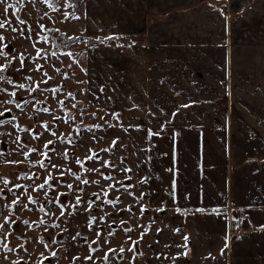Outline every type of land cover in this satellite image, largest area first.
Masks as SVG:
<instances>
[{"label":"crops","instance_id":"obj_1","mask_svg":"<svg viewBox=\"0 0 264 264\" xmlns=\"http://www.w3.org/2000/svg\"><path fill=\"white\" fill-rule=\"evenodd\" d=\"M90 1L91 42L123 41L88 47L89 83L143 126L147 203L164 209L148 264H264V12L236 14L243 0ZM217 52L224 96L208 119Z\"/></svg>","mask_w":264,"mask_h":264},{"label":"rangeland","instance_id":"obj_2","mask_svg":"<svg viewBox=\"0 0 264 264\" xmlns=\"http://www.w3.org/2000/svg\"><path fill=\"white\" fill-rule=\"evenodd\" d=\"M243 1L248 3L242 5L241 11L236 14L253 7L264 12V0ZM87 2L94 1L0 0V23L4 25L0 28V36L5 38L0 41V51L6 54L0 56V66L8 65L3 75L11 77L13 81L12 84L0 82V89H7L6 93L0 92V100L14 99L23 105L21 110L14 104H0V112L3 113L0 119L10 121L0 124V188H4V192L0 193V213L16 221L13 225H5L10 235L0 243V264H148L146 252L149 245L152 247L154 244L150 242L152 231L167 226L165 221L160 220L159 212L147 203L144 169L141 166L144 165L143 126H129L131 111L101 95L89 83L85 69L89 64L86 51L88 47L106 41L100 37L101 40L93 39L91 42L92 38L85 33L87 26L88 30H93L89 27V21L87 26L84 24ZM21 20L25 23L21 24ZM13 28L17 31H13ZM29 28L35 29L30 38ZM122 34H116L114 38L122 40ZM114 38L108 40L110 45H117ZM119 45H124V42ZM37 51L41 52V57H37ZM112 55L110 52L104 56ZM215 55L222 60L217 63L211 61L210 66L213 64L216 67L206 71L211 81L210 84L206 80V105L211 107L206 108L208 119L217 113L213 107L217 104L218 95L220 101L224 96L220 84L224 55L218 52ZM21 56L25 58L23 67ZM8 60L12 63L8 64ZM37 65L41 66L39 71L36 70ZM105 69L112 73L109 65ZM28 76L33 79H25ZM45 80L47 83H43ZM137 80H134L135 90L143 85L141 79L138 84ZM20 83L26 87L19 89L15 86ZM36 84L46 90L29 92L28 86L35 87ZM13 91L16 92L15 97L10 96ZM25 99L31 103L23 104ZM44 108L49 111L44 112ZM123 120L125 124H122ZM44 124L48 125V130H45ZM21 128L26 130L21 131ZM52 132L56 135L53 136ZM17 138L23 147L17 146ZM49 141L52 143L49 144ZM39 161L44 162L47 170L40 167ZM105 162L108 164L105 165ZM52 165L58 167L53 168ZM86 168L99 169V173L86 172ZM68 169L80 176L81 180L88 179L89 184H82ZM123 169L131 171L125 172ZM49 172L56 178L49 183L58 193H67L59 197L60 203L74 204L76 195L82 197L81 204L65 209L63 216L60 215L59 204L48 203V199L56 194L52 190H47L46 196L45 190L34 192L29 188V194L38 201L31 203L21 195L23 187L14 188V185H39ZM25 174L31 179H24ZM34 174H38L39 179ZM107 176L113 179H105ZM3 181L9 182L6 187ZM67 184H72L73 190L70 191ZM8 188H14L15 196L7 191ZM78 188L83 191H78ZM102 189L108 192L107 197L103 196ZM93 193H99L101 198L97 200ZM142 194L143 199H138ZM16 196H20L21 203L28 207L11 205ZM117 197L119 200L114 205L103 202L105 199L117 200ZM88 201L94 203L91 210L86 212ZM41 205L44 211L40 210ZM141 207L146 209L143 214ZM129 208L131 211L127 210ZM118 209L122 211L118 212ZM46 212L52 215H45ZM93 217L96 219L93 220ZM41 219L46 223L39 224ZM25 220L29 222L28 225L24 224ZM121 220L127 223L122 224ZM53 224L59 227H52ZM127 228L132 231L126 232ZM145 229L147 232L141 239ZM97 232L100 233L99 237ZM110 232L113 234L109 235ZM53 239L56 240L54 245L51 244ZM137 240L136 252L143 255L133 259V252L128 249ZM4 244L8 247H4ZM45 244L50 247H45ZM9 248L13 250L9 251ZM52 251H56L55 257L51 256ZM89 256L92 258L85 259Z\"/></svg>","mask_w":264,"mask_h":264},{"label":"snow or ice","instance_id":"obj_3","mask_svg":"<svg viewBox=\"0 0 264 264\" xmlns=\"http://www.w3.org/2000/svg\"><path fill=\"white\" fill-rule=\"evenodd\" d=\"M6 11H7V9H6ZM23 23H25V22L23 20H21V24H23ZM3 27H4L3 23H0V28H3ZM41 27H43V26L41 25ZM12 30L13 31H17V29H15V28H13ZM32 31H35V29L29 28V37L28 38H30V35H31V32ZM21 32H22V30H21ZM4 39H5L4 37L0 36V41H3ZM53 55H55V54H53ZM0 56H6V54L4 52L0 51ZM37 57H41V52L40 51H37ZM24 59L25 58L23 56L20 57L21 66L22 67H23ZM32 59H35V58H32ZM11 63H12V61L11 60H8V64H11ZM7 66L8 65L0 66V82H6V83H9V84H12L13 83L12 78L3 75V73L5 72ZM40 67H41L40 65H37V69L36 70L39 71L40 70ZM17 71H20V69H17ZM25 79L31 81L33 78L31 76H28V77H25ZM43 83H47V81L45 80V81H43ZM15 86L17 88H19V89H24L26 87L25 84H22V83L17 84ZM28 90H29V92H36V91L43 92L46 89H42V88L39 87V84H36L35 87H31L29 85L28 86ZM51 91L55 92L56 89H51ZM0 92H5L6 93L7 92V89H0ZM69 95H71V94L69 93ZM10 96L15 97L16 96V92L13 91L12 93H10ZM36 102L37 103H40V101H36ZM29 103H31V101H29L27 99H25L23 101V104H29ZM61 103H63V101H61ZM0 104H14L16 108H19V109L23 110V105L20 102L14 100V99H9L8 101L0 100ZM184 106L186 107L187 105H184ZM73 107H75V105H73ZM43 111L44 112H47V111H49V109L48 108H44ZM2 115H3V113L0 112V116H2ZM173 115H175V113ZM13 119H15V117H13ZM9 122L10 121L0 119V124H7ZM44 127H45V130H48V125L47 124H44ZM97 127H99V125H97ZM25 130L26 129L21 128V131H25ZM52 135L55 136L56 133L55 132H52ZM15 143H17V146L18 147H23V145H21L20 142H19V138H17V141H15ZM48 143L50 144V143H52V141H49ZM45 147H47V145H45ZM31 151H35V149H32ZM88 159L91 160L92 157L89 156ZM12 163H20V162H12ZM77 163H80V162L77 161ZM39 164H40V167L41 168H44L45 170H47V166L44 164L43 161H39ZM107 164H108V162H105V165H107ZM52 167L53 168H56L58 166L52 165ZM68 171L71 172V169H68ZM85 171L86 172H93V171H95V172H98L99 173V169L86 168ZM123 171L128 172V171H131V169H123ZM169 171L175 173V169H169ZM71 174L73 176H75L77 180H80L82 184H85V185L89 184V180L88 179L85 178V179L81 180L80 176H78L75 172H71ZM34 175H36V178L39 179V175L38 174H34ZM61 175H63V173H61ZM100 175H103V173H100ZM24 179H31V177H29V176H27V174H25ZM53 179H56V178L52 176L51 172H49L48 175H47V177L44 179V181L42 183H40L39 185H35V186H33V185H27V186H25V185H14V188L23 187L24 188V192L21 195L26 196L27 197V200L29 202H31V203H38V201L37 200H34L33 197H32V195L29 194V188H31V190L34 191V192H39L40 190H45V195L46 196H47V190H52L56 194H54L52 197H50L48 199V203L49 204H53V203L59 204L60 205V208H61L60 215L63 216L65 214V209H67L69 207L75 208L78 205H80L81 202H82V197L79 196V195H76L75 196V203L74 204L72 202L60 203L59 197L60 196L67 195V193H58L57 189L53 186V184L49 183V181H51ZM105 179H113V177L107 176V177H105ZM3 183H4L5 187H6L9 182L8 181H3ZM92 183H97L98 184L99 181H92ZM66 187L70 191L73 190V185L72 184H67ZM109 187H112V186L110 185ZM14 188H8L7 191L8 192H12L13 195L15 196ZM77 190L80 191V192L83 191L82 188H78ZM102 191H103V196L104 197H107L108 196V192L107 191H104L103 189H102ZM175 191H176V180L173 179L172 182H171V192H170V195H173L174 196L175 195ZM3 192H4V188H0V193H3ZM129 194H131V193H129ZM93 195H95L97 197V200H99L101 198L99 193H93ZM138 199H141L142 200L143 199V194ZM118 200H119V197H117V200L105 199L103 202L104 203H107V204H113L114 205ZM93 203H94L93 201H88V205L85 208V211L86 212L91 210V208L93 206ZM17 204H21V206L23 208H27L28 207L27 204H22L21 203L20 196H16V198L11 201V205H17ZM11 205H5V207H10ZM40 210L41 211H44V206L43 205H41ZM127 210L128 211H131L130 208L127 209ZM145 210L146 209L144 207H141V214H143V212ZM176 210L179 211V209H176ZM117 211L119 212V211H122V210L121 209H118ZM156 211H164V209L163 208H158V209H156ZM196 211L203 212L204 209H197ZM212 211L218 212V210H216V209H213ZM45 215H52V214L46 212ZM95 219L96 218L93 217V220H95ZM100 219H103V217H101ZM0 221H2V222H0V243H3V240L7 239V236L10 235L9 228L5 227V225L6 224L7 225H13V224L16 223V221L13 220V219H11L10 216H4L2 213H0ZM45 223L46 222L43 219H41L39 221V224H45ZM121 223L123 224V223H127V222L124 221V220H121ZM24 224L25 225H28L29 222L27 220H25L24 221ZM37 226H39V225H37ZM52 227H59V225L53 224ZM125 231L126 232H130V231H132V229L131 228H127V229H125ZM159 231L160 230L157 229V232H159ZM176 231L179 232L180 230L177 229ZM146 232H147V229H145V232H142L141 233V237H140L141 239L143 238V236H144V234ZM112 234L113 233H111V232L109 233V235H112ZM77 235H79V233H77ZM96 235H97V237H99L100 236V233L97 232ZM72 238L75 239L76 237H72ZM183 239L185 241H187L189 238L187 236H184ZM55 243H56V240L53 239L51 241V244L54 245ZM92 243H96V241H93ZM138 243H139L138 240L137 241H133L132 242V247H130L128 249V251L133 252V259H135V257L137 255H143L142 252H139V253L136 252V245ZM157 243H159V241H157ZM183 246L184 247H187V244H185ZM4 247L7 248L8 245L7 244H4ZM21 247H23V246L21 245ZM45 247H50V245L49 244H45ZM149 247H151V246L149 245ZM165 247H168V245H165ZM227 247H228V245H227V242H226L225 243V248H227ZM89 248H91V245H89ZM12 250L13 249L9 248V251H12ZM92 251H95V249H93ZM120 251L123 252L124 249L121 248ZM223 252H224V249H221V254L222 255H223ZM56 255H57L56 251H52L51 252V256L52 257H55ZM184 255H187V253H184ZM91 258L92 257L89 256V257H86L85 259H91ZM105 258H107V257H105Z\"/></svg>","mask_w":264,"mask_h":264},{"label":"trees","instance_id":"obj_4","mask_svg":"<svg viewBox=\"0 0 264 264\" xmlns=\"http://www.w3.org/2000/svg\"><path fill=\"white\" fill-rule=\"evenodd\" d=\"M212 3H213V2H212ZM76 13H77V11L75 12V14H76ZM114 37H115V36H110V37L107 36V37L104 39L106 42H104V41H100V43H104V44H105V43H109L108 40H109V39L111 40V39L114 38Z\"/></svg>","mask_w":264,"mask_h":264},{"label":"flooded vegetation","instance_id":"obj_5","mask_svg":"<svg viewBox=\"0 0 264 264\" xmlns=\"http://www.w3.org/2000/svg\"><path fill=\"white\" fill-rule=\"evenodd\" d=\"M152 233H155V230H153Z\"/></svg>","mask_w":264,"mask_h":264}]
</instances>
